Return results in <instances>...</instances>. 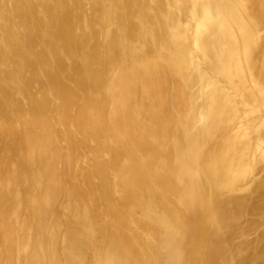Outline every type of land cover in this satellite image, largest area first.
Wrapping results in <instances>:
<instances>
[{
	"label": "bare ground",
	"instance_id": "6f19581e",
	"mask_svg": "<svg viewBox=\"0 0 264 264\" xmlns=\"http://www.w3.org/2000/svg\"><path fill=\"white\" fill-rule=\"evenodd\" d=\"M0 264H264V0H0Z\"/></svg>",
	"mask_w": 264,
	"mask_h": 264
},
{
	"label": "rangeland",
	"instance_id": "374dc122",
	"mask_svg": "<svg viewBox=\"0 0 264 264\" xmlns=\"http://www.w3.org/2000/svg\"><path fill=\"white\" fill-rule=\"evenodd\" d=\"M32 21H36V19L34 18V20H32ZM34 23H36V22H34ZM20 30H22V29H20ZM21 32H23V30H22ZM63 152H64V150H62V153H63ZM85 156L89 157L88 152L85 153V155L82 156L81 158H84ZM84 160H85V159H84ZM84 160L82 159V162H80L81 165H84ZM80 161H81V160H80ZM78 162H79V161H78ZM57 201H58V204L60 205L59 200H57ZM59 205H57V207H56V204H54V206H55V210H56L57 213L59 212V210H57V208L60 209V208H59V207H60ZM262 225H263V224H261L259 227H257V229H258V230H259V228L261 229Z\"/></svg>",
	"mask_w": 264,
	"mask_h": 264
}]
</instances>
